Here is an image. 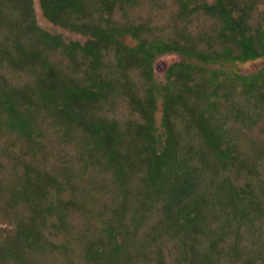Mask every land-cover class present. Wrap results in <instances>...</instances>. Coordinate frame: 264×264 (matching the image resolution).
I'll return each instance as SVG.
<instances>
[{
    "label": "trees",
    "instance_id": "16d2710c",
    "mask_svg": "<svg viewBox=\"0 0 264 264\" xmlns=\"http://www.w3.org/2000/svg\"><path fill=\"white\" fill-rule=\"evenodd\" d=\"M135 2L0 0V61L20 71L29 64L41 69L34 75L36 85L0 82V135L6 130L27 146L18 153L4 146L0 154L8 160H0V210L17 217L10 240L0 241V264H47L55 258L46 250L51 227L64 232L65 241L55 246L64 264H264V178L257 187L231 181V174L238 178L241 170L256 177L259 166L249 163L264 154V146L257 145L243 162L244 148L230 146L216 115L219 107L230 104L236 119L253 126L259 120L256 111L264 107V67L250 74L204 67L264 55V11L256 26L250 23L253 8L264 0L237 2L238 7L231 0L192 8L181 3L180 21L199 9L220 20L218 31L210 35L218 38V49L205 35L185 28L175 37L155 36L148 19L136 23L112 17L114 8L120 7L123 15ZM65 31L83 40L65 37ZM125 37L136 43L126 44ZM51 51L58 53L55 60ZM165 53L197 64L173 62L164 71L165 81H159L153 61ZM107 56L112 71L105 69ZM69 69L75 76L65 72ZM134 69L139 83L131 79ZM237 89L241 98L234 101ZM159 97L161 130L151 134ZM111 98L128 102L135 124L115 119L112 112L98 113L105 105L112 108ZM31 104L41 105L53 124L87 138L81 166L51 168L39 162L48 155L40 137L47 114L27 108ZM183 136H190L188 142ZM134 156L143 159L144 169H137L133 184L139 186L131 191L127 178ZM92 162L115 168L114 178L97 188L106 196L101 209L84 187L74 186L77 200L61 194L69 183L59 176L71 175L69 169L84 173ZM72 214L81 218L78 229L69 221ZM231 228L237 233L227 254L219 242ZM241 229L250 242L256 236L260 243L241 246ZM164 246L173 247V259L168 260Z\"/></svg>",
    "mask_w": 264,
    "mask_h": 264
},
{
    "label": "rangeland",
    "instance_id": "374dc122",
    "mask_svg": "<svg viewBox=\"0 0 264 264\" xmlns=\"http://www.w3.org/2000/svg\"><path fill=\"white\" fill-rule=\"evenodd\" d=\"M153 3H152V2ZM213 3L215 0H158L159 3H155L154 0H136V2L133 5L129 6V10L126 8V12L122 15V11L120 12L119 8H114V14L113 18L115 20H119L121 22L127 20L130 22H136L138 23L142 19H148L152 26V34L155 36H163V37H169L173 36L175 37L177 34H180V30L182 28H185L189 32V34H203L208 38L209 43L212 48L218 49V38H212L210 37L211 34L218 31V28L221 26L220 20L208 16L204 14L202 9H199L197 11H193L189 15L185 17V20L180 21L178 18V10L181 6L182 2H188V7L192 8L198 3ZM248 0H235L231 3L233 7H238L237 2L242 3L243 5ZM258 2V0H257ZM264 2H259L258 5H256L251 13V20L250 23L252 26H256L259 21L260 12L264 11ZM39 10H36L37 16L39 17ZM42 20V24L48 28H50L49 22H47L44 19ZM260 23L261 20H260ZM176 26V27H175ZM264 26V25H263ZM65 37H68L70 39H76L79 38L80 40H83L81 36H75L73 34L70 35L69 32H64ZM206 40V39H205ZM204 41V40H203ZM125 43L129 45H134L135 41L132 40L129 37H125ZM199 46H203L204 48L207 47L206 42H201ZM49 53V52H47ZM50 54L54 57L53 60L56 59L57 52L51 51ZM49 54V56H50ZM109 54H113L112 52H109ZM51 56V57H52ZM104 64H106V68H112L113 66H108V64H113L110 62L111 59H109V56L104 59ZM180 61H188L192 64H197V61L193 59L185 60L182 57H180L177 53H165L162 55H157L153 61V68H154V78H156L159 81H165L164 78V71L167 66L171 65L173 62H180ZM201 64V63H200ZM34 67L29 64L27 65L25 69L23 70H15L12 68L11 65H9L6 61H0V82L7 81L10 84L13 85H24L22 82H27L28 85H36L35 80V73L40 72L41 69L39 65L33 64ZM62 68H67L64 64L61 65ZM205 68H215V69H221L227 72V74H234V73H240V74H250L253 72H256L260 68L264 67V55L262 57L254 58L247 61H231L228 63H217V64H204ZM110 71V70H105ZM65 72L69 73L71 76H75V74H72V71L65 70ZM77 75H81L80 73H77ZM131 79H134L135 82L139 83L141 82V78L137 73V69H134L131 72ZM226 87H223V89ZM238 90H236L235 94L233 95V100L235 101L237 97H240V94H238ZM112 102V108L109 105H105L101 109L98 110L99 114L109 113V115L112 112V116L121 121L131 124H135V116L136 114L132 110L133 108L128 104V102L121 98H111ZM26 107V106H25ZM157 111L154 115V121L153 126L150 128L151 134L159 133L161 130V118H162V107H161V99L158 98L157 101ZM263 107V106H262ZM261 110L256 111L255 120L258 118L259 120L255 122L252 125L248 124L247 119L245 121H239L234 117V109L232 105H223L217 109L216 115L219 119V122L223 123V128L226 129V133L228 132L229 137L226 139L230 146H235L238 144V147L240 144L244 148L245 156H240L243 159V162H246V156L251 157L255 154L256 146L259 145L260 148H263L264 146V107ZM27 108H31V110L37 111L40 116L47 114L46 110L38 104H31V106H28ZM248 110V108H247ZM50 114L46 115V119L44 120V124L41 125V140L43 142H46V145L44 149L46 152H48V155L46 153L45 156L39 158V162L41 164H46L47 167L51 168H57V166L61 164L69 165L71 167H76L79 165L81 166L82 163V145L87 144L88 140L86 137H82L80 131L76 132L73 130H67L62 125H55L52 123V118H49ZM247 115V114H246ZM40 117L36 118V121L38 124ZM179 127V126H178ZM243 132V133H242ZM160 135V134H159ZM159 135L156 137V140L158 139ZM15 136L11 134L10 132H7L6 130H3V132L0 135V154L2 152V148L6 146V149L9 151H24L27 146L24 145L26 142L25 140L17 141V139H13ZM132 137V135L130 136ZM160 138V137H159ZM190 136H183V141L188 142ZM160 146V145H159ZM160 148V147H159ZM258 148V149H260ZM62 154H65V157H62ZM7 158L5 156L1 157L0 160H2L4 163H7L5 161ZM132 159L135 161L132 163V167L129 170L128 174V182L129 189L132 191L134 187H138L139 185H134L133 183L137 182V177L139 176V171L137 169H144L142 168L143 165V159L140 156H134ZM258 163V164H257ZM251 168L258 167V173L256 177L250 176L249 173H246L245 171L241 170L239 173L238 178L232 177L231 174V181L235 185L244 184V185H254L257 187V185H260V182L262 183V179L264 178V154L260 155L259 157H255V161L250 162ZM103 165V166H102ZM107 165L102 163L100 166L97 163H89L88 166L83 168L84 173H78L73 172L72 170H68L71 175L60 178L59 179L63 182H68L69 187L63 189L62 195L66 199H73L77 200V189L76 187H84L85 190L88 191L90 194V201L92 200L94 203H100V209L102 208V204L105 201V195L102 193V190L97 192V188L100 186L101 189L105 186V183L108 181V179L111 177L112 179L115 176V168H106ZM1 174V173H0ZM227 174V173H225ZM210 174L207 173V176ZM253 175V174H252ZM130 178L132 180H130ZM116 187V186H115ZM82 198V197H81ZM82 202L87 203V200L81 199ZM108 202V200H106ZM217 208V207H216ZM9 215H7V212L5 209L0 210V241L3 243L6 239L10 240L9 234L11 229L14 227V223H16V216H14L11 212H9ZM81 219L76 214H72L69 217V221L75 226L76 229L80 228V221ZM212 217L210 216L207 219V222H211ZM258 230V229H257ZM255 230V231H257ZM51 236L47 234L46 241L48 242V245L46 246V250L49 252V256L51 254L54 255L55 258L51 257L49 262L47 264H64L60 260H58V256H60L61 250H55V246L59 243H63L65 240L63 239V233L58 228L51 227ZM241 239L243 243L241 246H244L247 244V242H250L248 238L247 232H245V229H241ZM227 235L224 238L223 242L219 246L221 248L220 250L224 253L229 252V246L232 242L235 240L236 231L234 228H231L227 231ZM259 232V231H258ZM257 240L258 238L256 236L252 237L250 245L253 244V241ZM261 240L258 241L260 243ZM165 251L168 260L170 258H174L176 255L175 252H171L173 250V247H165L163 248ZM264 261V259H263Z\"/></svg>",
    "mask_w": 264,
    "mask_h": 264
},
{
    "label": "flooded vegetation",
    "instance_id": "af4514ba",
    "mask_svg": "<svg viewBox=\"0 0 264 264\" xmlns=\"http://www.w3.org/2000/svg\"><path fill=\"white\" fill-rule=\"evenodd\" d=\"M152 2V1H151ZM153 3V2H152ZM128 10H129V8H128ZM131 38V37H130ZM132 39V38H131ZM132 40H134V39H132ZM135 41V40H134ZM136 43V42H135Z\"/></svg>",
    "mask_w": 264,
    "mask_h": 264
}]
</instances>
